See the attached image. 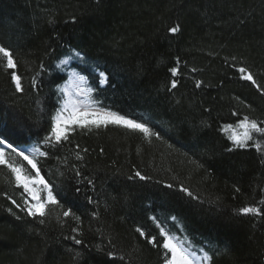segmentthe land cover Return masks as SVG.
Instances as JSON below:
<instances>
[{"label": "trees", "instance_id": "1", "mask_svg": "<svg viewBox=\"0 0 264 264\" xmlns=\"http://www.w3.org/2000/svg\"><path fill=\"white\" fill-rule=\"evenodd\" d=\"M177 24L179 33L167 32ZM0 43L13 50L24 87L15 93L0 71V115L15 113L31 126L30 133L17 137L19 147L29 141V154L50 131L71 73L87 77L85 87L99 88L90 93L97 107L148 121L174 144H149L139 133L115 126L77 128L70 142L49 149L48 158L37 157L49 183L73 185L72 165L95 180L94 192L81 185L79 194L86 243L103 246L112 240L128 264H162L160 250L135 231L141 227L159 238V224L197 254L208 251L211 264H264V217L237 214L244 206L264 208L258 204L264 199V164L254 147L227 152L231 142L223 131L244 115L264 120V95L236 70L247 67L264 85V0H0ZM72 47L89 58L88 64H61ZM95 65L111 73L114 86L98 85L92 78ZM172 67L180 69L178 76H171ZM54 77L62 79L54 84ZM172 79L178 87L169 91ZM197 80L204 82L200 88ZM77 151L82 160H76ZM5 154L15 158L6 147ZM136 169L152 180L128 186L134 182L125 177ZM169 182L185 184L200 200L167 195L172 190L163 185ZM5 192L21 202L22 188L0 166V264H74L67 252L71 241L63 239L74 223L62 227L54 209L43 225L31 218L22 224L7 211L11 207L24 216ZM85 195L98 203L87 204ZM96 210L99 220L91 215ZM93 256L89 264L106 259L95 251Z\"/></svg>", "mask_w": 264, "mask_h": 264}, {"label": "snow or ice", "instance_id": "2", "mask_svg": "<svg viewBox=\"0 0 264 264\" xmlns=\"http://www.w3.org/2000/svg\"><path fill=\"white\" fill-rule=\"evenodd\" d=\"M72 22L76 23L75 17H73ZM48 23L53 24L54 20L50 19ZM180 31L181 27L179 24L167 28V32L173 35ZM65 56L66 58L61 61V64L67 65L71 61H78L80 64L85 65L88 64L89 58L86 57L82 51L77 50L76 47L70 48ZM233 59H235V57ZM56 67L59 69L60 65L58 64ZM40 68L44 70L43 63H41ZM17 69L18 61L15 58L13 50L0 43V71H4L8 75L10 82L14 85V92L22 94L24 92L22 76ZM60 70L62 71L63 69ZM236 70L241 74V78L244 81L255 86L256 90L261 95H264V85L258 83L253 73L247 67L241 66ZM169 71L172 77H176L180 74V69L178 67H172ZM192 71L195 72L197 69L193 68ZM92 72L95 73L92 78L98 81V85L101 88L105 86H114V82L110 80L111 73L106 69L101 70L99 65H95L92 67ZM60 79L62 78L54 77L53 83L57 84ZM79 80L81 82H86L87 77L80 76ZM203 83V81L197 80L195 87L200 88ZM32 86H36L35 78L32 80ZM177 87V80L172 79L168 90L171 91ZM93 90L99 91V88L81 87L79 84H76V96L81 97L80 99H66L62 105H60L58 101V106L55 108V115L50 118V131L39 141L40 146L32 148L30 154L27 147L29 141L23 140L22 143L25 146L19 147L17 146V137H23L30 133L31 126L15 113L8 114L6 118L0 115V166H4L10 171L11 175L14 177L16 187L22 188L23 190L21 193V202H18L11 195H8L7 192L3 193V195L11 201V204L14 205L15 208L24 213V216H20L13 212L11 207L7 209V211L22 224L28 223V218H31L33 221L38 220V223L43 225L45 224L44 218L51 216L54 209L59 210L56 214V219L62 227L69 221H72L74 226L70 228V233L68 235H63V239L65 241H71L72 247H69L67 252L71 256L74 264H89V257L95 259L93 251L106 258L97 260L96 264H128L126 255L117 250L112 240H108L107 244L101 246L90 245L83 239L84 221L82 215L77 214V210L80 207L79 194L84 191L81 185H86L88 190L94 192L96 190L95 180L84 176L79 167L72 165L73 185L69 186L64 183L55 182L49 183V181L45 179V175H42V165L37 157L48 158L49 149L59 148L64 146L66 142H70L69 134L74 132L77 128L82 130H91L95 128L99 130L101 128L106 129L109 126H115L129 133H139L149 144H151L153 140L166 143L169 148H174V144L165 141L160 131L156 130L148 121L131 118L126 114H121L119 111L110 110L105 107H97L98 102L90 98V93ZM232 115L237 116L238 114L233 112ZM203 126L206 127L207 125ZM235 127L243 129V134H237L234 131ZM173 130L174 129H169V131ZM176 131H178L179 134L182 130ZM223 131H225V133H231L227 135V139L231 142V147L226 148L227 152L254 147L256 152L261 156V163L264 164V120L252 119L244 115L242 119L237 121L235 126L233 124H225L223 126ZM196 133L197 129H192L191 135L194 139L196 138ZM172 139L173 137L170 136L169 140ZM44 145H46L47 148L41 150V146ZM5 147L14 154L15 158L11 160L6 158ZM76 148H79L78 144ZM83 151L87 152L88 150L83 149ZM75 158L76 160L83 159L79 151L75 153ZM61 162L67 166L66 158ZM191 162L195 163L198 169L203 168V164L196 161ZM59 175L63 176L64 173L60 172ZM125 180L134 182L132 185L128 186L135 187V182L147 183L152 180V177L136 169L131 174L127 175ZM139 186L143 187L144 185L141 184ZM163 186L166 189L172 190L167 193V195L172 197L186 196L190 198L189 202L192 200H200L199 196L183 183L177 185L169 182ZM235 190L237 192L240 191L239 188ZM113 191L117 195L120 194L119 186L115 182ZM84 198L89 205L98 203L92 195H85ZM258 204L264 205V199H261ZM237 214L242 216L264 217V208L255 205L244 206L238 209ZM91 215L94 220H99L100 218L98 210L93 211ZM150 219L153 221L157 220L155 216L150 217ZM170 219L175 222L177 217L173 215ZM157 227L159 228V238L147 234L141 227H137L135 231L139 234V237L144 238L149 245L160 250L162 264H211L213 257L209 255L208 251L201 248L199 250L200 254L198 255L197 252L192 249L191 244H187L186 241L177 238L175 235L169 234V231L165 230V228L161 227L159 224H157ZM90 230L91 229H89V231ZM75 246H79V248Z\"/></svg>", "mask_w": 264, "mask_h": 264}, {"label": "rangeland", "instance_id": "3", "mask_svg": "<svg viewBox=\"0 0 264 264\" xmlns=\"http://www.w3.org/2000/svg\"><path fill=\"white\" fill-rule=\"evenodd\" d=\"M70 77H71V79H70ZM76 84H79L81 87H85L84 82H81L79 80V76L71 73L69 75L68 82L65 83V85L61 89L64 100H66V99H80L81 98V97L76 96ZM234 131L237 134H240V135L243 134V129H241V128L236 127V128H234ZM229 134H231V133H229Z\"/></svg>", "mask_w": 264, "mask_h": 264}]
</instances>
